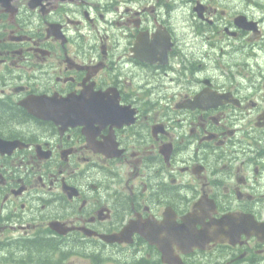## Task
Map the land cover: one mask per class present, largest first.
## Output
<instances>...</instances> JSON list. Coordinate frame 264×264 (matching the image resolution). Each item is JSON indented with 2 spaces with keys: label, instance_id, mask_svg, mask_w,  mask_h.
<instances>
[{
  "label": "flooded vegetation",
  "instance_id": "obj_1",
  "mask_svg": "<svg viewBox=\"0 0 264 264\" xmlns=\"http://www.w3.org/2000/svg\"><path fill=\"white\" fill-rule=\"evenodd\" d=\"M0 264H264V0H0Z\"/></svg>",
  "mask_w": 264,
  "mask_h": 264
}]
</instances>
